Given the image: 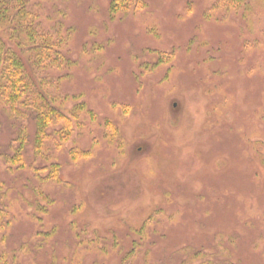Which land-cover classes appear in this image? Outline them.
Masks as SVG:
<instances>
[{
  "label": "rangeland",
  "instance_id": "1",
  "mask_svg": "<svg viewBox=\"0 0 264 264\" xmlns=\"http://www.w3.org/2000/svg\"><path fill=\"white\" fill-rule=\"evenodd\" d=\"M45 1L64 115L0 98V264H264V0Z\"/></svg>",
  "mask_w": 264,
  "mask_h": 264
},
{
  "label": "trees",
  "instance_id": "2",
  "mask_svg": "<svg viewBox=\"0 0 264 264\" xmlns=\"http://www.w3.org/2000/svg\"><path fill=\"white\" fill-rule=\"evenodd\" d=\"M143 1L112 0L109 10L116 13ZM42 16H54L45 0H0V98L5 97L8 103L23 100L32 110L37 125L36 142L64 115V111L51 107L55 100L49 101L50 95L45 89V76H49L45 71L56 63L55 55L64 63L71 61L69 54H59L58 48L65 36L59 32L60 24L50 21L48 25ZM56 26L60 35L55 32Z\"/></svg>",
  "mask_w": 264,
  "mask_h": 264
}]
</instances>
